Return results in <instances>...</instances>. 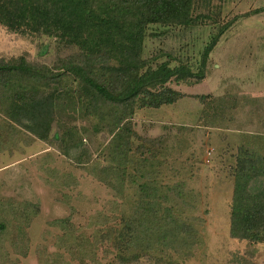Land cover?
I'll list each match as a JSON object with an SVG mask.
<instances>
[{
  "label": "rangeland",
  "instance_id": "1",
  "mask_svg": "<svg viewBox=\"0 0 264 264\" xmlns=\"http://www.w3.org/2000/svg\"><path fill=\"white\" fill-rule=\"evenodd\" d=\"M198 10L210 18L189 26L149 25L142 56L152 65L168 60L196 71L204 45L232 19L209 52L203 77L168 83L180 98L134 109L128 120L133 146L154 149L157 173L151 177L159 184L182 181L191 195L183 216L196 226L197 242L188 252L180 244L161 248L154 259L158 264H264V240L229 235L237 154L247 149L264 157V0H210ZM74 51L56 37L0 27V60L24 55L36 66L58 71L56 66ZM59 78L47 88L56 93L49 141L11 126L0 112V264L118 260L111 239L90 245L97 231L119 226L120 196L128 191L107 187L91 169L94 162L107 163L97 154L111 135L99 125L93 131L92 117L72 97L76 81ZM77 138L88 149V162L76 163L58 151L57 143ZM76 241L83 245L81 259L73 255Z\"/></svg>",
  "mask_w": 264,
  "mask_h": 264
},
{
  "label": "trees",
  "instance_id": "2",
  "mask_svg": "<svg viewBox=\"0 0 264 264\" xmlns=\"http://www.w3.org/2000/svg\"><path fill=\"white\" fill-rule=\"evenodd\" d=\"M209 4L210 0H0V27L56 37L75 48L56 66L58 71L36 66L24 55L0 60V112L11 126L15 123L33 137L49 141L56 93L47 88L60 83L61 75L76 81L72 97L92 117L93 131L99 125L111 135L97 154L107 163L94 162L91 169L107 187L128 190L120 196L124 207L119 226L102 229L101 234L97 231L90 242L97 246V241L111 239L110 247L118 257L115 264H158L154 257L161 248L180 244L183 249L187 246L188 252L197 242L196 226L188 222V215L183 216L184 205L191 198L185 183L159 184L151 177L157 173L154 149L133 146L135 132L128 120L134 109L157 108L180 98L182 94L168 83L201 79L209 52L233 20L220 25L204 45L196 71L185 63L170 65L166 60L152 65L150 59L143 58L148 26L195 24L210 18L198 10ZM57 148L76 163L90 159L80 138L67 145L57 143ZM231 173L229 235L263 241L264 157L239 150ZM65 236L72 234L65 232ZM75 246L73 255L81 259L83 245L76 241Z\"/></svg>",
  "mask_w": 264,
  "mask_h": 264
}]
</instances>
